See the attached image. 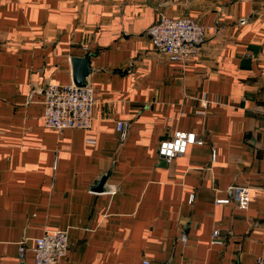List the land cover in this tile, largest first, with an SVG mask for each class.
<instances>
[{
  "label": "crops",
  "instance_id": "0c3cea01",
  "mask_svg": "<svg viewBox=\"0 0 264 264\" xmlns=\"http://www.w3.org/2000/svg\"><path fill=\"white\" fill-rule=\"evenodd\" d=\"M161 15L209 28L195 57L153 47ZM72 57L92 127L48 129L43 89L72 84ZM176 131L203 144L166 162ZM232 185L246 209L216 203ZM53 229L60 264H264V0H0V264H32Z\"/></svg>",
  "mask_w": 264,
  "mask_h": 264
},
{
  "label": "built area",
  "instance_id": "2783aa9c",
  "mask_svg": "<svg viewBox=\"0 0 264 264\" xmlns=\"http://www.w3.org/2000/svg\"><path fill=\"white\" fill-rule=\"evenodd\" d=\"M208 27L188 17H169L161 15L146 30L151 44L157 50L164 51L170 60L183 61L195 57L204 42ZM95 92L90 86L78 88L73 84L57 85L49 83L43 89V122L44 126L53 130L80 129L90 130L93 123ZM206 104L205 100H203ZM116 130L121 138L126 136V123L117 122ZM89 143L90 140L88 141ZM193 132L176 131L169 139L162 140L157 154L166 162L186 153L191 145H202ZM214 159V156H212ZM230 197L216 200L217 204H234L239 209H246L250 203V189L242 185L229 187ZM219 230L211 234V244H221ZM186 242V235H181ZM24 243L19 245V257H23ZM34 261L32 264H60L68 253V233L66 230H45L34 239ZM258 264H263L257 260ZM145 264H147L145 262Z\"/></svg>",
  "mask_w": 264,
  "mask_h": 264
},
{
  "label": "water",
  "instance_id": "95a60500",
  "mask_svg": "<svg viewBox=\"0 0 264 264\" xmlns=\"http://www.w3.org/2000/svg\"><path fill=\"white\" fill-rule=\"evenodd\" d=\"M70 63L72 84L78 88L89 86L87 79L92 73L89 57H72ZM104 179L105 178H102L100 181H103Z\"/></svg>",
  "mask_w": 264,
  "mask_h": 264
}]
</instances>
